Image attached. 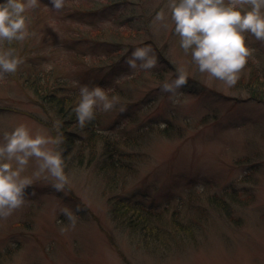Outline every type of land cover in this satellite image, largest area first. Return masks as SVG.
Listing matches in <instances>:
<instances>
[{
  "label": "rangeland",
  "instance_id": "rangeland-1",
  "mask_svg": "<svg viewBox=\"0 0 264 264\" xmlns=\"http://www.w3.org/2000/svg\"><path fill=\"white\" fill-rule=\"evenodd\" d=\"M96 1L65 0L64 8L57 11L50 0H38L36 8L24 13L29 36L19 41L21 47H15L18 41L0 42V52L13 47L18 57L25 53L30 58L18 66L20 71L0 78V145L5 143L4 133L20 125L33 137L39 133L54 139L50 128L29 116L49 118L51 113L43 112L20 84L21 72L35 70L32 61L47 70L52 64L63 72L81 69L89 87L101 81L98 73L85 71L96 66L104 68L100 72L106 76L102 80L109 86L105 90L109 99L118 98L115 107L105 112L104 125L123 126L138 135L139 145L124 146L122 152L124 164L134 172L122 173L126 182L112 193L106 177L98 173L95 158L85 159L65 167L69 184L58 192L51 186L50 175H34L38 165L31 158L22 173L33 181L26 189L25 204L0 219V264H264V42L244 34L259 65L249 59L237 84L229 87L201 73L191 53H184L165 8L167 0H131L100 12L92 8ZM161 9L167 28L153 23ZM130 18L133 27L123 26ZM145 22L151 33L147 38H118L120 50L115 56L121 61L110 71L114 62L108 58L115 52L97 44L93 27L124 32L145 26ZM149 36L152 45L146 41L151 40ZM148 46L157 66L130 70L125 61L132 51ZM81 51L82 59L76 55ZM159 53L172 63L173 71L165 72ZM177 68L184 71L188 83L178 90L180 102L174 104L161 87L176 79ZM132 77L136 82L131 80V89L124 93H131L132 88L134 93L127 98L114 87ZM171 119L176 127L164 133L160 129L171 127L166 124ZM153 124L160 129L138 134ZM48 147L55 150L54 145ZM189 193L193 195L187 198ZM128 200L160 210L171 207L162 214L169 231L161 235V241L145 245L138 233L127 232V225L111 213L115 203ZM181 200L180 223L190 218L188 222L199 230L190 225L187 232L174 231L171 215ZM62 209L76 218L75 229ZM195 213L201 214L203 222L195 223Z\"/></svg>",
  "mask_w": 264,
  "mask_h": 264
},
{
  "label": "clouds",
  "instance_id": "clouds-1",
  "mask_svg": "<svg viewBox=\"0 0 264 264\" xmlns=\"http://www.w3.org/2000/svg\"><path fill=\"white\" fill-rule=\"evenodd\" d=\"M50 3L59 11L64 8L65 0H50ZM37 6L38 0H27L26 3L24 0H4L0 3V42L11 45L15 41H24L29 36L28 18L24 13ZM246 6L247 10L242 11ZM165 8L175 25V34L180 37V47L185 54L191 53L201 73H208L233 87L249 59L259 65L254 56L255 49L247 46L244 34L251 33L256 40L264 42V0H167ZM153 23L168 27L164 9L156 13ZM151 53L150 46L135 48L125 63L132 71L138 68L151 70L157 66ZM23 62L13 47L0 52V78L5 74H14ZM187 83L188 77L177 68L176 79L164 82L161 91L169 93V99L176 104L180 102L178 90ZM117 102V97L109 99L101 87L81 86L79 103L73 109L79 127L83 129L90 124L97 109L108 112ZM54 127L58 132L54 139L39 133L33 137L24 125L16 127L11 133H4L5 143L0 145V219H7L25 204L26 189L33 181L22 173L31 158L37 161L36 177L45 173L50 175L54 180L51 186L58 192L68 186L61 152L48 147L51 144L59 148L63 143L60 122H56ZM77 211H80L79 206ZM62 214L75 229L76 218L72 213L62 209ZM61 231H67V228Z\"/></svg>",
  "mask_w": 264,
  "mask_h": 264
},
{
  "label": "trees",
  "instance_id": "trees-1",
  "mask_svg": "<svg viewBox=\"0 0 264 264\" xmlns=\"http://www.w3.org/2000/svg\"><path fill=\"white\" fill-rule=\"evenodd\" d=\"M88 1V0H87ZM131 0H98L94 2L93 9H96L97 12L100 10H104L107 8L116 7L119 5H125L130 2ZM76 14H73V16ZM134 17V15L132 16ZM133 18L125 20L122 25H129L134 23ZM137 27L134 30H125L124 32L117 30V29H109L106 30L103 25H96L94 28V33L92 36L97 44L101 46H108L111 52L114 50L115 53L109 56L108 59L114 62V66L109 69L110 71L116 70L120 63V59H117L115 55L117 54L119 48L118 38L124 35L125 37H129L132 40H141V37L146 36L147 34L150 35V29L148 25ZM134 25V24H133ZM133 27L132 25H129ZM91 36V35H90ZM82 41H88L84 39L85 37H79ZM147 38V36H146ZM151 40H146L148 43L153 42L152 37L149 36ZM19 42V41H18ZM15 44V47H21V43L19 42ZM141 42V41H140ZM153 43H151L152 45ZM18 53V52H17ZM20 54V53H19ZM77 58H84V53L78 52ZM159 59L164 64L165 72H171L175 67L172 63L166 60L163 54L159 53ZM100 57V56H98ZM24 62L30 60L27 54L19 55ZM79 60V59H78ZM22 64H25V63ZM52 62H55L52 61ZM35 68L34 71H30L27 74H20V78H22V83L20 82L23 90L30 94L33 97L34 101L40 105L43 109V112L46 110L51 111L49 114V118H44L40 115H33L29 113L36 121L42 123L47 128H50L52 133L54 134V138L58 135L56 127L54 125L56 122H60V129L59 132L63 135V143L56 148L55 150H59L61 152L62 159L65 162L67 168H72L74 164L83 163L85 159H88L90 162L93 158H95V165L97 166V170L99 174H103L107 179L106 185L109 189H112L109 192H116L120 188L121 185L124 184L125 176L124 174L133 173L134 169L127 164H124L125 154H123V147L124 146H138L140 141L137 140V134L127 131L123 126L119 125H111L105 126L104 125V115L105 112L100 111L99 109L96 110L95 119L88 124L85 128L81 129L76 121V116L73 111L75 106L79 103L80 100V87L86 85L84 82V72L80 71L81 69H75L70 71H59L56 64H52V68L47 70V68H42L39 66L38 61L35 60L31 62ZM99 67H90V69H86L85 71L89 74L95 73L101 77L100 82H95L91 85V87H101L104 90L109 86L102 80V77H106L105 74H102L100 71H104L102 68L99 70ZM18 71L20 69L18 68ZM162 75V74H161ZM135 77V76H134ZM124 79L121 82L115 84L116 90L118 93H122L124 97H130L134 93V89L132 88L131 93H124V89H131L129 88V83L136 82L135 78ZM163 77V76H160ZM19 78V76H18ZM86 79V78H85ZM131 80H133L131 82ZM124 84V85H122ZM122 85L118 88V86ZM90 87V88H91ZM136 87V85H135ZM114 91V90H113ZM107 92V91H105ZM253 92H255L253 90ZM108 95V93H106ZM166 124H170L171 127H165L163 129L155 127L156 124L150 125L147 128H144L138 134L142 133L146 135V132H154L156 129L163 130L164 133H170L171 130L176 127L175 121L169 120ZM171 135V134H170ZM141 136V135H140ZM142 138L144 136H141ZM122 173H124L122 175ZM122 176V179H121ZM121 181V182H120ZM124 181V182H123ZM121 184V185H120ZM126 184V183H125ZM209 189V188H208ZM212 189V188H210ZM210 192L212 190H209ZM214 191V190H213ZM215 193V192H212ZM106 194V193H105ZM107 195V194H106ZM193 194H188L192 196ZM219 195V194H214ZM213 195V196H214ZM108 196V195H107ZM220 196V195H219ZM232 197V195H229ZM186 198V199H187ZM214 202L219 203L217 198H213ZM184 201H179L178 205L176 206V211L174 212L175 215H171L173 220V229L177 232H187L189 231L190 225L193 228H198V226L190 224V218L184 221L186 223H180V210L179 207L183 205ZM111 213L116 214L117 218L121 221V223H125L127 226H124L127 229V232H135L140 235L141 238L145 240V245L155 244L157 241H161V235L165 234V232L169 231L168 227L165 225L166 220L164 219L163 211L166 213L171 209L170 206L166 207L164 210H160L155 206H149L145 203L140 201H130L127 202H118L115 203L112 208H110ZM195 219L197 222L201 223L203 220L201 219V214L195 213ZM193 219V220H195ZM194 222V221H192ZM128 227V228H127ZM131 230V231H130ZM195 231V230H193Z\"/></svg>",
  "mask_w": 264,
  "mask_h": 264
}]
</instances>
